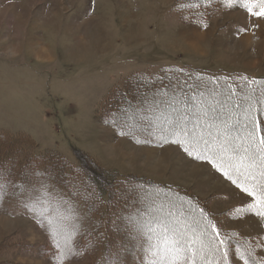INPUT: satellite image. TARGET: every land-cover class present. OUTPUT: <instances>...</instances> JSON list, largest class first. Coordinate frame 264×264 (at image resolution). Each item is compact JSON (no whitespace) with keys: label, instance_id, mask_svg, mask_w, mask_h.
Masks as SVG:
<instances>
[{"label":"rangeland","instance_id":"rangeland-1","mask_svg":"<svg viewBox=\"0 0 264 264\" xmlns=\"http://www.w3.org/2000/svg\"><path fill=\"white\" fill-rule=\"evenodd\" d=\"M169 68L264 80V18L238 5L228 7L225 0H0V165L10 163L16 153L21 164L23 155L48 150L76 162L74 150L82 151L99 168L119 177L144 178L179 189L208 212L228 244L233 239L244 241L246 251L250 248L264 264V216L257 214L263 204L242 186L252 177L225 175L209 160L215 157L211 152L203 155L205 145L171 143L179 137L170 133L169 120L163 123L164 135L152 133L157 122L148 121L172 113L157 103L176 95L147 96L142 114L131 123L115 120L109 111L107 99L115 87L133 76L155 77ZM213 98H196L195 110L212 107ZM223 101L202 118L203 129L221 126L216 116L233 121L231 111L241 106ZM259 106H264V98ZM245 109L240 112L241 128ZM16 140L19 144L12 143ZM9 179L2 182L4 188ZM41 192L42 188L25 187L21 193L9 191L8 197L16 200L21 195L23 200ZM237 209L250 210L237 213ZM190 213L177 214L174 227L183 225L188 231L196 218ZM193 230L188 232L195 235ZM202 232L208 236L204 226ZM126 233L129 252L121 256L127 254L130 264H150L155 257L146 253L151 245L144 232L129 228ZM214 249L209 242L201 264H215L209 252ZM231 250L233 255V246ZM56 261L57 252L30 216V208L14 201L3 205L0 264ZM67 264H97V256L89 254ZM233 264L243 261L239 258Z\"/></svg>","mask_w":264,"mask_h":264},{"label":"trees","instance_id":"trees-1","mask_svg":"<svg viewBox=\"0 0 264 264\" xmlns=\"http://www.w3.org/2000/svg\"><path fill=\"white\" fill-rule=\"evenodd\" d=\"M157 93H165L170 97L173 94L176 96H172L169 101L159 100L157 103L159 108L171 110L172 113L160 120L150 119L148 121L150 124L157 122L153 123V132L151 131L154 135H159V133L164 135L166 126H163V123L168 120L172 125H170L171 130L169 128L170 133L173 134L177 121L181 117H183L184 126L188 129L195 128L197 124H200L197 122L203 117H209L210 109L220 106L224 102L223 100H227L228 103L240 104L241 108L231 111L234 119L230 120L231 123L238 124L240 128L239 121L242 119L240 112L243 108L255 107V116L260 123V135H264L262 134L264 120L261 121L260 118L264 106H259L260 99L264 98V80L245 79L240 75L211 76L181 68L165 69L155 77L136 75L109 93L107 99L109 111H113L115 120L124 118L127 123H131V121L139 119L138 113L142 114V106L146 97ZM202 96L215 97L213 98L215 103L212 107L207 106L198 113L195 110V102L196 98ZM250 97L253 100H250ZM199 102L201 101L199 100ZM182 110H185L183 114ZM215 118V121H219L223 126L227 117L223 115ZM204 125L205 122L202 119L198 127L199 132L206 137L209 132H212L216 135L217 140L220 139L217 128L214 130L212 127H208L209 130H207L202 128ZM221 126L218 127L221 128ZM142 135L146 137L145 134ZM176 139H180V137ZM180 142L187 141L181 139ZM12 143L19 144L18 140ZM18 155L20 156L19 153H16L8 160L10 163L1 162L0 173L3 174V178L0 182L7 181L8 176L14 178L9 179L2 195H0V208L8 201H14L18 206L21 203L26 204L30 208V216L43 228L57 252L56 264L78 263L87 258L89 254L97 256V264H130L127 254L121 256L128 251L125 250V245L129 243L126 233L129 228L136 232H144L147 238L152 236L151 242L148 239V246L152 243L159 244L162 239L161 230L165 226L174 227V217L190 215V212L196 217L190 227V229L194 228L195 235L188 232L189 229L187 238L195 239L196 232H198L200 241L205 242L203 245H207L213 240L219 245V241L227 240L208 212L197 201L194 203L192 198L183 195L177 188L154 183L144 178L119 177L116 173L99 168L85 153L79 150H74L76 162H72L56 150H48L41 155H28L27 157L23 155L24 161L21 164L16 162L19 160ZM209 160L218 164L221 170L229 176L235 174L224 161L216 157H210ZM262 172L264 169H257L251 176L252 178L250 177V181L242 185L245 190L252 192L256 202L264 199L259 195L260 192H264ZM233 175L232 177H234ZM25 187L42 188L43 193H37L34 196L25 195L23 200L20 198L21 195L16 200L8 197L10 196L9 191L21 193ZM38 200L48 206L47 216L49 220L53 221L52 224L38 216L31 207ZM183 200L192 204H184ZM132 206L137 208L132 211ZM261 207L264 208V204ZM59 217L64 219L60 220ZM115 222L117 223L115 224ZM132 223L133 226H131ZM146 225L155 226L156 232H148ZM203 226L207 229L208 236H206L209 237V241L205 239L206 236L202 232ZM184 228L186 230V227ZM217 233H219L218 236ZM228 241L222 246L223 251L227 252L226 264H233V260H239V258L243 264H261L257 258L248 255L250 248L247 247L246 251L244 241L233 239L231 245L230 242L228 244ZM232 246L234 254H236L235 259H233L234 254L232 255ZM209 252L213 255V263L216 264V261L221 260L220 252L215 249L209 250ZM146 253L150 254L152 251L146 250ZM128 255L130 254L128 253ZM201 263V259L197 257L194 264ZM177 264H182V261ZM188 264H193V261L189 260ZM221 264H225V262L221 261Z\"/></svg>","mask_w":264,"mask_h":264},{"label":"snow or ice","instance_id":"snow-or-ice-1","mask_svg":"<svg viewBox=\"0 0 264 264\" xmlns=\"http://www.w3.org/2000/svg\"><path fill=\"white\" fill-rule=\"evenodd\" d=\"M228 7L238 5L241 8L247 10L254 17L264 18V0H225ZM195 6V5H193ZM258 8V11L253 9ZM237 107H239L237 105ZM255 107H249L245 109L243 116L246 121L243 128H240L238 124H233L230 121H224L223 127L208 125V127H217L220 139L214 133L209 132L207 137L198 131L199 124L195 128L188 129L183 124V117L177 122L173 135L180 137V139H173L171 143H180L181 139L195 143L196 145H205L206 148L203 155L211 152L217 159L225 162L227 167L231 169L238 177L247 180L249 176H253L257 169H264V135H260V123L255 116ZM261 115H264V110H261ZM236 133V135H233ZM167 139V138H165ZM185 151H188L185 148ZM189 155H192L189 152ZM227 175V173H225ZM264 175V172L261 173ZM3 174L0 173V180H2ZM236 183V181H233ZM4 185L0 182V195H2ZM250 196L252 192L248 193ZM260 197H264V192L259 193ZM259 204H264V199L259 201ZM39 205V207H37ZM36 211L38 216L43 217L49 224L53 221L48 219L47 207L41 201H37L36 204L31 206ZM258 215L264 216V208H260L258 205ZM250 209H237V213L248 211ZM171 215V213H170ZM60 220L64 219L59 217ZM148 232H156V228L153 225H146ZM55 234V233H54ZM162 239L159 244L152 243L150 251L155 259L152 264H188L189 260L193 261V264L197 257L203 259L201 253L204 251L203 242L200 241L199 235L195 239L189 241L187 238L189 233L185 230L183 225L177 227L165 226L161 230ZM219 233H217V236ZM149 241H152V236L148 237ZM217 252L221 253V260L216 261V264H221L227 261V252L223 251L222 246L226 243L225 240L219 241V245L215 243V240L210 242ZM203 245V246H198ZM189 255H182V254ZM251 256V252H248ZM63 259V258H61Z\"/></svg>","mask_w":264,"mask_h":264},{"label":"bare ground","instance_id":"bare-ground-1","mask_svg":"<svg viewBox=\"0 0 264 264\" xmlns=\"http://www.w3.org/2000/svg\"><path fill=\"white\" fill-rule=\"evenodd\" d=\"M246 100V99H245ZM173 106V105H172ZM166 110V109H165ZM175 113V112H174ZM179 114V113H178ZM192 114V113H191ZM177 117L179 116V115H176ZM174 117H175V115H174ZM190 118V117H189ZM195 118V117H194ZM191 119V118H190ZM172 120V119H171ZM173 121V120H172ZM178 122V121H177ZM190 122V121H189ZM136 124V123H135ZM172 126V125H171ZM174 127V126H173ZM176 127V126H175ZM173 130V129H172ZM174 131V130H173ZM162 135V134H161ZM167 135V134H166ZM219 140V139H218ZM110 147H112V146H110ZM113 148V147H112ZM109 149V148H108ZM108 152V151H107ZM221 162V161H220ZM5 221V220H4ZM7 222H8V220H6ZM5 221V222H6ZM10 223V222H9ZM3 224V223H2Z\"/></svg>","mask_w":264,"mask_h":264}]
</instances>
